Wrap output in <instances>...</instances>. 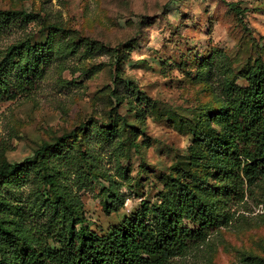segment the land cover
<instances>
[{
    "label": "rangeland",
    "instance_id": "1",
    "mask_svg": "<svg viewBox=\"0 0 264 264\" xmlns=\"http://www.w3.org/2000/svg\"><path fill=\"white\" fill-rule=\"evenodd\" d=\"M0 9L34 16L1 34L0 61L24 38L52 44L44 77L0 100V170L45 144L74 146L79 158L61 168L80 171L58 174L57 188L80 197L100 233L142 200L172 213L180 178L218 220L204 242L164 264L264 260V179L244 198L224 196L218 155L220 84L246 85L258 61L264 69V0H0ZM11 186L22 200L34 187ZM8 248L0 237V255Z\"/></svg>",
    "mask_w": 264,
    "mask_h": 264
},
{
    "label": "trees",
    "instance_id": "2",
    "mask_svg": "<svg viewBox=\"0 0 264 264\" xmlns=\"http://www.w3.org/2000/svg\"><path fill=\"white\" fill-rule=\"evenodd\" d=\"M33 17L26 10L0 9V36ZM51 45L49 40L24 38L6 49L0 61V100L15 96L13 86L24 91L44 77ZM247 81L246 85L223 82L219 87L224 108L218 121L224 142L218 155L227 167V183L220 193L226 197L244 198L246 189L264 179V69L259 61ZM67 145L65 141L45 144L34 157L1 168L0 237L9 248L0 255V264H164L193 244L204 242L216 226L218 217L201 194L176 178L177 201L172 213L162 203L142 200L135 214L107 232L93 230L80 197L57 188L58 174L68 178L80 171L62 170V165L71 170V163L79 158L74 146L65 152ZM26 182L34 186L28 199L15 197L12 189L4 190L7 185ZM110 197L112 205L116 196ZM110 203L107 211H115ZM13 217L19 219L15 228L19 226L21 232L13 228ZM28 218H36V223H25ZM258 259L248 256L243 261L254 264Z\"/></svg>",
    "mask_w": 264,
    "mask_h": 264
}]
</instances>
